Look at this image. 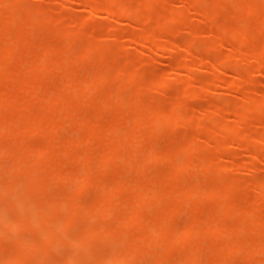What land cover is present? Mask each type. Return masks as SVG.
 Listing matches in <instances>:
<instances>
[{
	"label": "rangeland",
	"instance_id": "rangeland-1",
	"mask_svg": "<svg viewBox=\"0 0 264 264\" xmlns=\"http://www.w3.org/2000/svg\"><path fill=\"white\" fill-rule=\"evenodd\" d=\"M194 1L0 0V96L8 95L15 102L10 105L0 99V264H151L156 258L161 260L159 264H181L183 253L184 264H211L213 247L228 252L232 241H240L243 235V243L250 240L257 245L263 240L264 228L251 236L246 232L251 224H243L250 227H244L245 233L240 232L239 237L234 227L249 222L246 220L256 213L257 202L264 214V55L258 56L264 47L252 30L255 22V26L259 24L256 16L262 20V13L248 17L239 8L246 6L244 0H208L207 5L203 2L211 9L208 16L203 4L195 7ZM256 5L252 7L258 10ZM261 7L264 9L263 4ZM196 8L199 13L194 12ZM243 19L248 26L251 22L249 31L255 33L250 34L249 43L241 42V35L235 39L229 35ZM60 62L61 68L57 67ZM88 80H93L90 89L81 91L78 86ZM56 95L62 96L64 103L56 102ZM179 97L182 100L177 103ZM166 108L168 111L162 112ZM172 111L174 118L180 119L166 123L167 119L157 118L158 129L151 125L157 132L141 122L134 126L138 117L158 112L168 117ZM141 119L148 123L145 117ZM31 122L42 124L44 129L36 131L39 128L29 127ZM112 127L110 135L107 131ZM131 132H138L139 138ZM126 134L137 139L134 146L129 136L134 147L131 154L125 149L129 147L124 145L129 143ZM190 143L195 151L182 152ZM176 150L180 154L174 156ZM104 151L112 155L101 158ZM166 151L172 153L167 155L171 162L163 156ZM179 156L188 167L179 170L176 179L173 173L178 171L172 164H177L173 160ZM168 173L172 175L168 179L172 180L171 188L164 184ZM77 174L90 177L81 190L77 183L82 177ZM230 184L238 203L222 204L229 215L222 219L225 213L220 208L215 218L234 227L230 234L217 238L204 234L207 239L199 246L187 236L184 248L180 238V246L168 255L163 246L153 247L152 242L148 251H154L133 252V242L135 247L147 243L143 235L149 233L144 232L149 222H144L162 217L166 208L170 211L166 196L173 202V194L181 189L190 194L183 210L181 202L175 205L178 210L171 209L170 223L166 224H170L166 227L169 234L175 232L177 238L182 226L189 227L198 219L202 229L204 223H212L220 204L211 193L217 188L227 191ZM143 193L152 194L146 197L152 200L145 203L155 199L147 208H138V222L118 231L116 237L120 238L115 242H121L119 245L111 244L113 240L105 242L102 228H115L134 213L139 206L135 199L139 201ZM106 207L109 212L99 216ZM90 231L99 233L93 232V236ZM233 251L229 253L236 254L225 255L222 264H264L263 251L253 256L242 249ZM123 254H128V262ZM196 254H200L197 260Z\"/></svg>",
	"mask_w": 264,
	"mask_h": 264
},
{
	"label": "bare ground",
	"instance_id": "bare-ground-1",
	"mask_svg": "<svg viewBox=\"0 0 264 264\" xmlns=\"http://www.w3.org/2000/svg\"><path fill=\"white\" fill-rule=\"evenodd\" d=\"M199 3H198V2ZM207 1V3H206V5L208 4V2H210V1H208V0H196V1H194V3H195V7H198V5L199 6H202V4H203V8H204V15H210V10H208V8L206 7V5H204V3L203 2H206ZM212 1H215V0H212ZM264 0H262V2L261 3H258V4H260V5H256V4H250V3H246L247 2V0H244V3H246V4H244L243 3V5H246L245 7H239V8H242L243 10H244V12H246V15H248V17H249V15H252V14H255V15H257V12L258 11H260V12H258L259 14H261V18H262V20H260V15L259 16H256L259 20H258V22H259V24H258V26L256 25L255 26V24L257 23V22H255V24L254 25H252L251 24V22H250V26L252 25L253 26V28H252V30H254L255 31V33L257 32V34H255L253 31V34H255V36H257V35H259L258 37L259 38H261V39H258V37H253V38H257L258 40H259V42H260V40H262V46L264 47V36H263V33L260 31V29L258 28V29H256L257 27H260V28H262L263 29V32H264V16H262L263 15V12H262V10H264V9H262V7H261V10H260V6H262V4H263V6H264V2H263ZM259 2H260V0H259ZM196 3H198V4H196ZM217 3V2H216ZM215 3H213L212 5H214ZM216 5V4H215ZM234 5H236V2L234 3ZM239 5V4H238ZM254 5H256L255 7H257V6H259V9L257 10V8L255 9V8H253L252 6H254ZM209 7V6H208ZM211 7V6H210ZM216 7H217V5H216ZM216 7H214V6H212L211 8H216ZM196 10L197 11H194V12H197V13H199V8L197 9L196 8ZM243 10H241V11H243ZM246 10V11H245ZM107 11L108 12H112V9L111 8H107ZM215 10H213V11H211V13H213ZM196 13V14H197ZM239 14H241V13H239ZM208 15V16H209ZM254 15V16H255ZM241 16V15H240ZM248 19V18H247ZM238 20V19H237ZM238 21H240V20H238ZM244 21H246V19H243L241 22H239V24L240 23H243V24H240V26H233L232 27V29H231V32H230V36H232L234 39L235 38H238V35H241L240 36V41L241 42H245V41H247L246 43H249L248 41H250L249 40V38H252L251 36H250V34L252 33V32H250L249 30L251 29L250 28V26H248L247 24L249 23H246V22H244ZM27 24H30V23H27ZM238 24V25H239ZM245 24V25H244ZM31 25V24H30ZM30 25L29 26H27V27H30ZM255 26V27H254ZM261 29V30H262ZM223 33L224 32H226V30H227V26H225V27H223ZM258 30L261 32V33H259L258 32ZM79 31V30H78ZM0 32H2V31H0ZM74 33H77V32H74ZM73 33V34H74ZM80 33H81V31H80ZM253 34H251V35H253ZM260 34H262V35H260ZM74 35H76V34H74ZM81 36H82V34H81ZM261 36H263V38L261 37ZM71 37V36H70ZM72 37H76V36H72ZM79 37V36H78ZM145 37H143V39H144ZM73 39V38H72ZM223 39L221 38V41H222ZM70 44V46L72 47V45H71V43H69ZM74 44V43H73ZM65 46H68V42H67V45H65ZM70 46H68V49H70L71 47ZM246 46V45H245ZM263 47H260V49H263ZM48 49H52V48H48ZM3 52H4V50H3ZM87 53L89 52V51H86ZM7 53H11V51H8ZM6 54V53H5ZM12 55V54H11ZM260 55H262V57H263V55H264V52L262 51H260V53L258 54V56H260ZM62 62H63V60H62ZM61 64H63V63H61L60 62V65ZM63 65H61V66H57V67H62ZM93 80H88V82H84L85 83V85L83 84L82 86H83V88H81L82 86L80 85V86H78V87H80V89H81V91H82V89H83V92H86V91H88L87 89H85V88H89L90 89V87L91 86H88V85H91L92 83H90V82H92ZM141 81V80H140ZM139 84H142V83H139ZM86 86V87H85ZM139 86H142V85H139ZM76 87V88H75ZM75 87H74V89H77V86L75 85ZM142 88V87H141ZM80 89H77L78 91L80 90ZM85 89V90H84ZM75 92H76V90H75ZM190 97H192L190 94H192V93H187ZM0 95H2V94H0ZM244 95V94H243ZM4 96H7V97H2V96H0V99L1 98H3L2 100H4V101H8V102H5V104H10V105H12L11 103H13V105H15V102L12 100V99H10L9 98V96L8 95H4ZM187 96V95H186ZM249 96V95H248ZM59 97V100L58 101H56V102H58V103H64L63 102V100H62V96H59V95H56L55 96V98H58ZM4 98H6V99H4ZM10 99V100H9ZM179 99H180V101H177L176 100V102L178 103V102H181V98L179 97ZM249 99V98H248ZM251 99V98H250ZM255 100V99H254ZM253 100V101H254ZM258 100V99H257ZM10 101V102H9ZM13 101V102H12ZM176 102H175V105H179V104H176ZM183 102V101H182ZM261 102V101H260ZM247 103V102H246ZM248 103H250L249 102V100H248ZM247 103V104H248ZM246 104V105H247ZM255 104V103H254ZM26 105V104H25ZM182 105V104H181ZM251 106H253V104H250ZM27 106V105H26ZM250 106V108H252ZM254 106H257V105H254ZM164 107V106H163ZM149 109H147V110H150V108L151 107H148ZM151 109H155V108H151ZM157 109V108H156ZM163 109H165V108H163ZM176 110V109H175ZM168 110H167V108H166V110L164 111V110H162V112H164V113H166ZM247 111V110H246ZM152 112V111H151ZM151 112H147L148 114H150ZM155 112V111H154ZM169 112H170V109H169ZM168 112V113H169ZM176 112H177V110H176ZM245 112V111H244ZM161 112H158V114L156 113L155 115L156 116H154L155 118L153 119V116H151L152 114H154V113H152L151 115H150V117H148V116H143V117H145V119L146 120H148V121H146L145 119V122H148L149 123V121H151L152 122V124H145L142 120L143 119H141V118H143L142 116L139 118H136V120L138 119V121H134L135 123H134V126H136V125H148V126H150V129L151 128H153L152 129V131H155V128L154 127H152V126H156V129H158L157 127V124H159V122L160 121H157V118H160V120L161 119H167L165 122L166 123H171V121L170 120H176V121H178L177 119H180V118H178L179 116H177V119H175L174 118V115H176V114H174L173 113V111H172V113L173 114H171V115H169L168 117H164V116H167V115H163V114H160ZM159 115V116H158ZM177 115H178V112H177ZM170 116H172V117H170ZM148 118H152V119H148ZM169 118V119H168ZM171 118H174V119H171ZM154 120H156L157 122L156 123H153L154 122ZM164 120H162V121H164ZM176 121H174V122H176ZM141 122V123H140ZM165 122H163L164 124H166ZM173 122V123H174ZM35 122H31L30 123V125H29V127H32V126H35L36 128H39V129H37L36 131H40V130H43L44 129V126H42V124H37L36 123V125L34 124ZM138 123H140V124H138ZM34 124V125H33ZM154 124V125H153ZM32 125V126H31ZM39 125H41V126H39ZM152 125V126H151ZM141 127L142 126H138V128H135V127H133V129H135V131H138V130H141ZM2 127H0V129H1ZM133 129H132V131H133ZM138 129V130H137ZM121 130V129H120ZM111 131V132H110ZM114 131V127H112V129H110L109 131H107V132H109L108 134H110V133H112ZM118 131V130H117ZM122 131H124V130H122ZM125 132H126V130H125ZM138 132H141V131H138ZM138 132H131L132 134L131 135H134V133H135V136L136 137H138L139 138V133ZM155 132H157V130L155 131ZM120 133H121V135L122 134H124V133H122L121 131H120ZM107 133H105V135H106ZM111 135V134H110ZM131 135H125L126 136V138H125V140L126 139H128V141H129V143H127L126 144V142H124L123 144L124 145H127V146H129V147H125L124 145H122L121 144V147H125V149L127 148L128 150H130L131 149V147H133L131 144H132V141H130V137H132L131 139H133L134 140V146H136V142H135V140H137V139H135L136 137L134 136H131ZM130 136V137H129ZM127 137H129V138H127ZM122 138H124L123 136H122ZM120 140H122V139H120ZM86 141H87V138H86ZM122 142V141H121ZM120 142V143H121ZM193 143V142H192ZM192 143H190L189 144V146H187L186 145V149L185 150H183L182 152H186V150H187V152L188 151H190V152H188V153H192V152H194L195 150H194V147H192L194 144H192ZM129 144V145H128ZM190 145H192V146H190ZM174 147H176V146H174ZM185 147V145L183 146V148ZM188 147H189V149H188ZM177 148H179V147H177ZM182 148V149H183ZM196 148V147H195ZM134 149V147L132 148V150ZM132 150H130V151H128V152H130V154H131V151ZM174 150V149H173ZM178 150H181V149H178ZM171 151V150H170ZM170 151H166L167 153H165V154H163V156H165V160H167V161H169V160H172V159H170V158H168V157H170V156H172V153H169ZM106 154L105 155H103L104 153H102V156H101V158H103V157H105L106 159L107 158H109V156H111V155H108V154H110L111 152L110 151H104ZM128 152H127V154H128ZM180 152V151H179ZM177 150H176V152H173L175 155L174 156H176V153H177V155H179L180 153H179ZM133 154V153H132ZM117 155H119V154H117ZM158 155V154H157ZM162 155V154H161ZM160 155V156H161ZM167 155H170V156H167ZM24 156V155H23ZM28 156V155H27ZM160 156H155L156 158L157 157H160ZM118 157V156H117ZM166 157L168 158V159H166ZM119 158V157H118ZM164 158V157H163ZM180 158V156L178 157V158H175V160H173V162L174 161H176V163L177 164H175V162H174V164H172V165H174L173 167L175 168V166H176V169L177 170H174V171H178V173H173V174H175V176H173V178L174 177H176V179H179V178H177V174L179 175V170H182L183 168H187L188 167V163H187V161H185V162H181L182 160H180L179 159ZM22 159V158H21ZM20 159V160H21ZM179 160V161H178ZM29 161H31V159L29 158ZM29 161H26V160H24V162L26 163V162H29ZM102 161H104V159H102ZM85 162V161H84ZM169 162H171V161H169ZM179 162H181V163H183V164H180V165H178V163ZM21 163H22V161H21ZM87 163H89V162H87ZM86 163V166L88 167L89 165ZM24 164V163H23ZM192 164H194V162L192 161ZM180 167V168H179ZM85 171H87V170H85ZM61 172H63V171H60V173ZM65 172V171H64ZM170 172H172V171H170ZM57 173V172H56ZM66 173V172H65ZM68 173V172H67ZM77 173L79 174L80 173V171L78 172L77 171ZM88 173V172H87ZM68 174H70V173H68ZM76 174V172H74L73 173V175H75ZM76 175L77 177H82V178H80L79 179V183H77V184H80V189H78V190H81L82 189V186H84L85 187V183L86 182H89L88 181V177L89 176H87V177H83V176H79V175ZM67 174H64V175H62V174H60L59 176H65V177H67L66 176ZM73 175H70V177L72 176L73 177ZM169 175H171V174H169L168 173V175H166V176H169ZM165 175H164V178L165 179H172V175L171 176H169V177H166ZM45 178V177H44ZM87 178V179H86ZM90 178V177H89ZM164 179V180H165ZM175 179V180H176ZM44 180V179H43ZM85 180V181H84ZM87 180V181H86ZM177 182V181H176ZM169 183V184H168ZM235 183V182H234ZM164 184H166V186L167 187H170L171 186V184H172V180H168V182L167 183H165L164 182ZM175 182H174V184H173V187H174V189L176 190V186H175ZM234 186H237V183H235L234 184ZM233 184H230V186H229V189L227 190V191H223L222 189L220 190V188H217V189H215L212 193H211V195L212 196H214V198H216V199H218V204H220L219 206V208L218 207H216L215 209L217 210V212H214L213 214H215L216 216H214L213 215V219H215V218H218V215L217 214H219V211H220V208H223V209H221V211L220 212H222V214L223 213H225V215L224 216H222L223 218L222 219H224L226 216H228L229 215V210H227V208L226 209H224L225 208V205H222V204H224V203H227L229 206L230 205H233L232 203H236V197L237 196H234V193H233ZM225 187H226V185H225ZM232 187V188H231ZM264 187V185L262 186V188ZM165 188V186H163V189ZM171 188V187H170ZM74 189H76V188H74ZM166 189H168V191H171V189H169V188H166ZM168 191H166V190H164V192H167L168 193ZM178 192V191H177ZM171 193V192H170ZM188 193V192H187ZM187 193L186 192H184V190L183 189H181L178 193H174L173 194V196H174V199H173V202H172V200H171V202H170V196L168 195V194H166V195H168V196H166V198H168V202H165V203H169V205L168 204H165L164 205V207L165 206H167V207H170V206H172V207H170V211H168V209L166 208V211H164L163 212V215H162V217H154L153 218V220H150V218L148 219V221H145L144 222V224H146L147 222H149V223H151V225H149V223L148 224H146V226H144V227H146V229H145V231L144 232H149V233H147V235H143V242H145V241H147V243H143V244H140V246H138V244H136V247H135V244H134V242L132 243V246H133V248H135V250L133 251V252H135V254H138V252H140V251H142V252H145V253H147V252H150L152 249H153V251H154V248H151L150 249V251H148L149 250V248H150V242H152L153 243V247H154V245H161V246H163V248L166 250V251H164V254L165 255H168V253L173 249V248H178L180 245H178L177 246V244H178V240L181 238V243H182V246L181 247H183L184 248V245H183V240H184V238L185 237H187V236H191V237H193V244H194V242H196V245L197 246H199L201 243H203V242H205V240L207 239V237L206 238H204L205 236H204V234H206V236L208 235V234H210L209 235V237L210 238H213V237H215V238H217V237H219L220 235L222 236L223 234H226V233H228V234H230L229 232L231 231L232 232V230H234V227H236V231H235V233H237V234H240L239 235V237L242 235V233L244 234L245 233V231L244 232H242L243 230H246L244 227H246V226H243V224H245V225H250V226H247V227H250L251 229H249V230H246V232L247 231H249V232H247V233H249V235H251V236H256V235H258L259 233H261L260 231H262L263 230V222H264V214H263V216H262V214H261V212H260V205H259V203L257 202V205L256 206H254L255 208V211H256V213H254V215H253V217L251 218V219H248V220H246V221H249V222H243L242 223V225L241 224H239L238 226H234V227H228V226H226V225H224V222L223 221H221V219L219 220V221H217V219H215V221L212 219H209V221L211 220V222L212 223H210L209 225H208V222H206V223H204V227H203V229H202V222L201 221H199V219L197 220V221H194L193 222V224L191 225V226H189V227H184V226H182L183 228L181 229V232L179 233V237L177 236V238H176V233L174 232V234H169V232H168V230L169 229H167L166 227H169V225L170 224H168V226L166 225L168 222L170 223V218H171V209L173 208L174 209V211H176V210H178V208H176L175 207V205H176V203H179V202H181V210H183L184 209V206H185V201H186V196L189 198L190 197V194L189 195H187ZM192 193L193 194H195L196 193V191L194 190V191H192L191 192V195H192ZM222 194H224V196L222 195ZM247 194V193H246ZM145 195V196H144ZM147 195H152V194H146V193H143V195H141V196H143V197H141L140 198V196H139V198L138 199H140L139 201L137 200V199H135V201H137L138 203L136 204V205H138L139 204V206L137 207L136 205H135V207H137V208H134V210H133V212L134 213H131V215H128L129 217H126L125 218V220H123V221H121V223H119L118 225H117V223H116V225H117V227H115V228H112V227H110V228H112V229H110L109 228V230L108 229H106L107 227H105V230L102 228V230L101 229H99V230H101V234H102V236H101V238L103 239L104 238V240H105V242L107 241V242H109V241H111V240H113V242L111 243V244H114V245H116V243H117V245H119L118 243H121V242H119V241H116L115 242V239H118V238H120L119 236L118 237H116V235H118L117 233H118V231L119 230H121V229H123V228H125L126 226H128L129 224H131V223H133V222H138V219H139V215H140V213H141V210L140 209H138V208H141L142 206L144 207H146L147 208V205L149 204H151L153 201H154V197H153V201H150V203L149 202H147V203H145V201H147V199H149V198H146V197H148ZM171 195V194H170ZM244 196V195H243ZM245 196H247V195H245ZM261 196V195H260ZM232 197H234V202L232 201L231 202V200L233 199ZM251 197H252V195L249 197L250 199H251ZM222 198H224L225 200H224V202L223 201H220V200H222ZM228 198V199H227ZM246 197H244L243 199H244V201H246V200H248V197L245 199ZM254 198H255V196H254ZM263 198V197H262ZM145 199V200H144ZM149 200H152V198H150ZM181 200V201H180ZM226 200H228V201H226ZM251 200H254L253 199V197H252V199ZM134 201V202H135ZM175 201V202H174ZM102 202V201H101ZM222 202V203H221ZM255 202V201H254ZM174 203V204H173ZM237 203H238V200H237ZM236 203V204H237ZM251 203H253V201L251 202ZM100 204V203H99ZM217 204V205H218ZM98 205V204H97ZM104 206H106L105 204H103ZM142 205V206H141ZM102 205H100L99 207H101ZM141 206V207H140ZM224 206V207H223ZM96 207V206H95ZM175 207V208H174ZM92 209V208H91ZM145 209H143V211H144ZM91 211V210H90ZM109 212V210H108V207H106V208H103L102 210H100L99 212V216H101L102 214H101V212H103V214H105V213H108ZM140 211V212H139ZM167 211L169 212V213H167ZM199 211V210H198ZM215 211V210H214ZM249 212H253V210L252 211H249ZM146 213H147V210H146ZM247 213V212H246ZM97 215V213H94V214H92V212H90V215H93V217H94V215ZM133 214V215H132ZM230 214H231V212H230ZM106 215V214H105ZM173 216H174V219H175V217H176V212H174L173 213ZM249 216H250V214H249ZM148 217V216H147ZM146 217V218H147ZM167 218V219H166ZM157 219V220H156ZM163 219V222L161 221H159V220H162ZM150 220V221H149ZM154 220H156V222L154 221ZM194 220H196V218L194 219ZM152 221H154L155 223H153L152 224ZM157 221H159L160 223H158ZM166 221V223H164ZM22 223V222H21ZM158 223V224H157ZM249 223V224H248ZM20 223H18V225H19ZM221 224V225H220ZM263 225V226H262ZM149 226V227H148ZM153 228V231H151V230H149L150 228ZM246 227V228H247ZM118 228H120V229H118ZM149 228V229H148ZM157 228V229H156ZM163 229V230H162ZM248 229V228H247ZM98 230V229H97ZM104 230V231H103ZM110 230H112V232H114V233H110ZM208 230H209V232H211V233H208ZM162 231H163V233H162ZM206 231V232H205ZM226 231H228V232H226ZM239 233H238V232ZM49 232V231H48ZM99 233V231H90V233H92L93 234V236L95 235L94 233ZM116 232V233H115ZM151 232H153V233H151ZM240 232H242V233H240ZM145 233V234H146ZM49 234H50V232H49ZM52 234V233H51ZM54 234V233H53ZM144 234V233H143ZM150 234H152V235H150ZM100 235V234H99ZM98 235V236H99ZM171 235V236H170ZM214 235V236H213ZM50 236V235H49ZM54 236V235H53ZM90 236V234L89 235H87V237H89ZM104 236V237H103ZM213 236V237H212ZM46 238H48L49 239V237L47 236V234H46V236H45ZM97 237V236H96ZM110 237H113L112 239L110 238ZM262 241L261 242H263L264 241V234L262 235ZM100 238V237H99ZM107 238V239H106ZM144 238H146V239H144ZM53 239V238H52ZM52 239H49L50 241L52 240ZM101 239V240H102ZM147 239H149V240H147ZM242 239H246V237L243 235V238L241 237V239H240V241L238 240V241H232V242H234L231 246L232 247H230V248H228L227 250H228V252L227 251H224V249L222 248V247H219V248H217V249H214L215 247H213V250H214V253H215V255H213L212 256V259H211V261H209V263H211V264H222L221 262H222V260H224L226 257H225V255H231V256H234L236 253H233V254H231V253H229V252H231V250L233 251V250H235V251H240L241 249H242V251H245V253L247 254V256L248 255H250V256H253L255 253H257L258 252V250H260V252L261 251H263L264 252V243H262L261 244V242H260V244H255V241H250V240H247V241H244L245 243H243L242 242ZM54 240V239H53ZM136 241V240H135ZM52 242V241H51ZM137 242V241H136ZM135 242V243H136ZM32 244V243H31ZM221 244H224L223 242L221 243ZM113 245V246H114ZM31 247L30 248H32V247H35V245H30ZM141 246H143V248H141ZM177 246V247H176ZM219 246H220V244H219ZM224 246H225V244H224ZM223 246V247H224ZM26 247H29V245L27 244L26 245ZM149 247V248H148ZM163 248H161V249H163ZM232 248V249H231ZM236 248V249H235ZM29 249V248H28ZM22 250V249H21ZM210 251H212V247H211V249H210ZM235 251H233V252H235ZM142 252H140V253H142ZM166 252V253H165ZM226 254H225V253ZM17 253H19V252H17ZM17 253H15V255L17 256ZM22 253V252H21ZM189 253V252H188ZM187 253V255H189ZM244 252H242V254L244 255L245 254ZM14 255V256H15ZM21 256L23 255V254H20ZM122 255V254H121ZM124 256L122 257L126 262H128V258H129V256H128V254H123ZM126 255H127V258H126ZM199 255L200 254H196L195 256H196V260L199 258ZM184 256H185V253H183L182 254V256H181V264H184ZM230 256V257H231ZM19 257V256H18ZM18 257H16L18 260L19 259H21L20 257L18 258ZM23 257V256H22ZM121 257V256H120ZM223 258V259H222ZM229 258V257H228ZM122 259V260H123ZM123 260V261H124ZM164 260H165V258H164ZM12 261H16V260H12ZM160 259L159 258H156V260H154V262L153 263H151V264H159L160 263ZM19 262V261H18ZM165 262V261H164ZM17 263V262H16ZM150 264V263H149ZM163 264H165V263H163Z\"/></svg>",
	"mask_w": 264,
	"mask_h": 264
}]
</instances>
